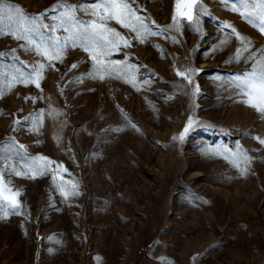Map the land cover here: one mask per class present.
I'll return each instance as SVG.
<instances>
[{
    "label": "rangeland",
    "instance_id": "obj_1",
    "mask_svg": "<svg viewBox=\"0 0 264 264\" xmlns=\"http://www.w3.org/2000/svg\"><path fill=\"white\" fill-rule=\"evenodd\" d=\"M95 2L3 0L57 30L5 19L25 38L0 36V174L19 192L0 211V264H264V112L236 83L264 34L220 0L176 23V0H132L149 34L109 21L127 46L100 57L125 73L93 75L71 42L37 54L73 28L53 6L88 23L79 6Z\"/></svg>",
    "mask_w": 264,
    "mask_h": 264
},
{
    "label": "snow or ice",
    "instance_id": "obj_2",
    "mask_svg": "<svg viewBox=\"0 0 264 264\" xmlns=\"http://www.w3.org/2000/svg\"><path fill=\"white\" fill-rule=\"evenodd\" d=\"M220 2L230 4L231 8L226 10L241 15L246 22H249L261 34H264V0H220ZM199 8L198 0H176L173 22L176 23L178 17L185 18L189 22L194 21V17L200 14ZM57 9H65L64 15L58 18L59 24L63 26L65 23H72L73 25L72 29L64 28L65 31L70 32V35L64 40L56 37L48 44L36 45L37 54L43 55L51 61L53 58H59L69 42H71L73 46L78 45L86 52H89L94 63L93 75H99L101 79L103 78V74H123L132 67L126 64L121 67L122 62L120 61H112L105 64L100 59V57L113 53L120 43L127 46V41L115 29L107 26L109 21L115 20L122 27L136 32L138 37L141 38V42H143V37L149 34L147 25L143 23L136 11L133 10L132 0H96L95 3L79 6V9L86 10L96 17V19L88 23L76 19L75 12L78 10L77 6L57 4L53 6L52 11H56ZM13 13L16 15H13ZM46 17L47 12L28 16L21 8L6 5L3 3V0H0V36L10 34L16 39L25 38L19 32L6 31L3 27L5 19L11 23L20 25H25L30 20L32 26H24V32H39L41 30L55 32L57 30L56 24L48 25L43 22ZM232 31L235 32L234 29ZM244 51H249V49L245 48ZM240 54V50H238V58ZM3 55L5 54L0 53V56ZM43 67V65H40L41 70ZM186 71L188 74L185 78L190 83L191 75L194 74L195 70L188 69ZM39 75L40 72L37 71V80ZM177 75H181V73L178 72ZM236 83L237 86L241 87L243 94L249 97V106L264 112V57L256 61L255 66L252 67L250 72L245 73L242 77H237ZM36 86L39 87L38 82H36ZM2 95L3 93H0V97ZM192 123V120L189 119L188 125L191 126ZM187 130L188 128L186 127L185 132ZM259 142L264 144V140H259ZM48 163L50 162L45 161L46 165ZM37 170L39 171V169ZM53 178L55 179V177ZM18 196L19 192H13L10 187H7L3 182L2 174H0V211H3L5 207L13 210L19 208Z\"/></svg>",
    "mask_w": 264,
    "mask_h": 264
}]
</instances>
